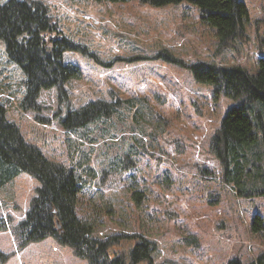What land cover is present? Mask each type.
<instances>
[{
    "label": "rangeland",
    "instance_id": "obj_1",
    "mask_svg": "<svg viewBox=\"0 0 264 264\" xmlns=\"http://www.w3.org/2000/svg\"><path fill=\"white\" fill-rule=\"evenodd\" d=\"M43 1L64 34L81 46L64 54L65 63L81 74L67 85L68 103L60 102L56 89L41 92L40 115L51 122H39L35 112L21 107L26 76L0 40V102L27 143L85 179L86 199L78 215L94 225L97 237L143 234L157 245L154 264L250 262L264 248V232L252 231L255 216L264 217V195H236L209 152L226 112L241 101L198 82L192 65H237L257 74L264 57V0H241L250 14L248 39L235 51L220 48L215 29L187 1L162 7L141 0ZM112 90L147 105L144 125L156 134L160 152L155 159L153 149L146 148L132 170L113 173L98 186L95 177L108 168L100 145L84 153L77 146L82 133L66 132L56 115L107 98ZM39 185L24 172L0 184V250L9 256L5 264H90L53 237L22 243L19 225ZM135 190L145 195L134 197ZM131 245L126 240L114 251Z\"/></svg>",
    "mask_w": 264,
    "mask_h": 264
},
{
    "label": "trees",
    "instance_id": "obj_2",
    "mask_svg": "<svg viewBox=\"0 0 264 264\" xmlns=\"http://www.w3.org/2000/svg\"><path fill=\"white\" fill-rule=\"evenodd\" d=\"M141 1L155 7L183 1L196 5L202 22L215 29L221 49L235 51L238 43L248 39L250 14L241 0ZM0 40L6 44L9 58L26 76V95L21 107L25 112H35L39 122L50 123L51 119L40 115L43 111L39 103L41 92L56 89L60 102L68 103L67 85L81 72L77 66L65 63L64 54L81 46L64 34L43 0H4L0 5ZM192 73L198 82L213 84L218 93L241 101L226 112L210 139L209 152L218 159L222 179L236 195L263 196L264 57L258 60L257 74L241 66L213 62L192 65ZM147 112L142 99H124L112 90L107 98L90 101L77 110L67 108L65 114L56 117L66 132L82 133L77 146L84 153L89 152L90 146L100 145V152L108 161V168L101 171L100 178L95 177L96 184L101 186L113 173L132 170L138 155L148 147L154 151L152 157L159 158L156 134L144 125ZM0 170L3 174L0 184L3 179L22 172L40 183L19 225L24 245L53 237L58 243L73 248L77 256L90 264H154L157 245L141 233L103 238L94 235V225L77 213L78 206L86 199L85 179L76 169L51 162L38 147L27 143L19 127L8 119L7 107L1 102ZM144 195L143 191L133 192L134 197ZM252 231L264 232L262 215L255 216ZM126 240L132 243L128 250L114 251ZM8 257L0 250V264H5ZM247 264H264V248Z\"/></svg>",
    "mask_w": 264,
    "mask_h": 264
}]
</instances>
